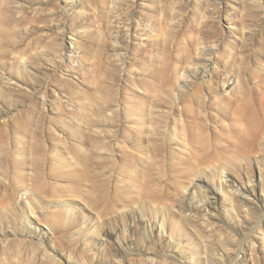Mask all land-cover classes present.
Segmentation results:
<instances>
[{
    "label": "rangeland",
    "instance_id": "374dc122",
    "mask_svg": "<svg viewBox=\"0 0 264 264\" xmlns=\"http://www.w3.org/2000/svg\"><path fill=\"white\" fill-rule=\"evenodd\" d=\"M254 119L264 0H0V264H228L264 216Z\"/></svg>",
    "mask_w": 264,
    "mask_h": 264
},
{
    "label": "bare ground",
    "instance_id": "6f19581e",
    "mask_svg": "<svg viewBox=\"0 0 264 264\" xmlns=\"http://www.w3.org/2000/svg\"><path fill=\"white\" fill-rule=\"evenodd\" d=\"M253 125V128H254V130L255 131H259V130H261V132L264 134V126H263V124L262 123H260L258 120H253V123H252ZM261 145H262V148H264V137L262 138V140H261ZM245 170H246V173H249V176H247V178H248V182L249 183H253V185H252V187H250V188H246L245 189V191H241V190H239V189H236V188H233L231 185H229V187H230V189L233 191V193L234 194H237V193H241V194H243V195H246V196H252V195H256L257 194V186L259 185H255V183H254V180L255 179H253L254 178V173H253V170H252V167H251V164H249V163H246V165H245ZM261 173H260V177H261ZM263 179V178H262ZM262 179H260V186L262 187V183H263V180ZM256 180H257V178H256ZM201 186H206L205 184H203L202 182H199V187H201ZM207 189V188H206ZM205 189V190H206ZM264 191V190H263ZM211 193V192H210ZM232 193V194H233ZM212 194V193H211ZM215 198H217V197H215ZM246 204H247V202H246ZM214 207H215V204H212ZM244 206H247V205H243V207ZM28 207V209H29V211L31 212V213H33V209H32V207H31V203L29 204V206H27ZM213 210H211L210 209V212H212ZM264 215V214H263ZM261 218H264V216H262V217H260L259 218V220L258 221H256V223L253 225V227H252V229L250 230V234H252L256 229H258L259 228V226H260V223H261ZM136 225H137V227H138V231H140V239L142 240V241H146V239L148 238V236H149V233L151 232V234H153L154 235V228H153V226H151V225H149L150 227L148 228L147 227V225L146 224H143V223H141V222H139V221H137L136 222ZM153 231V232H152ZM160 233V232H159ZM159 233L157 234L158 235V239H156V237H155V235L154 236H152V241L154 240V244L155 243H160L161 242V238H160V236H159ZM44 234V232H42V235ZM250 234H247L246 235V237L244 238V239H242V240H235L234 241V246L233 247H237L236 249H233V252H234V254H229L228 256H226V259H227V261L229 262L228 264H236V259H237V257L239 256V253H240V250L241 249H243V246L245 245V244H249L251 247H253V240H252V237H251V235ZM102 235H104V238H106V239H108V241H110L109 243L107 242V241H105L104 240V242H102V244H103V246H105V248H107V247H109L110 248V253H111V256H113V257H118L117 256V252H116V249H115V246H116V244H118V243H121V244H123V245H131V244H129V243H127L126 241H121L120 240V238H119V234H117V233H109L108 231H103V233H102ZM156 241V242H155ZM120 244V245H121ZM44 250L46 251V254L47 255H49V257L55 262V263H57V257L55 256V254H54V252L52 253V251L50 250V248H48V247H45L44 246ZM117 248V247H116ZM48 251V252H47ZM50 251H51V253L52 254H50ZM125 255H131V254H124V256ZM164 257V259H165V257L166 256H163ZM167 258V257H166ZM167 260V259H166ZM125 260H122L121 261V264H123V262H124ZM58 264H60L59 262H58ZM178 264H180V263H178Z\"/></svg>",
    "mask_w": 264,
    "mask_h": 264
}]
</instances>
